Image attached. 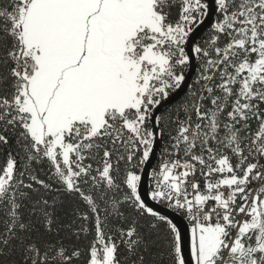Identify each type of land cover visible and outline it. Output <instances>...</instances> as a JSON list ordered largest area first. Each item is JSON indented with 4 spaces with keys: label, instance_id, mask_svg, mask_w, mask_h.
Returning a JSON list of instances; mask_svg holds the SVG:
<instances>
[{
    "label": "snow or ice",
    "instance_id": "6c2138e0",
    "mask_svg": "<svg viewBox=\"0 0 264 264\" xmlns=\"http://www.w3.org/2000/svg\"><path fill=\"white\" fill-rule=\"evenodd\" d=\"M0 156V264H264V0H0Z\"/></svg>",
    "mask_w": 264,
    "mask_h": 264
},
{
    "label": "water",
    "instance_id": "95a60500",
    "mask_svg": "<svg viewBox=\"0 0 264 264\" xmlns=\"http://www.w3.org/2000/svg\"><path fill=\"white\" fill-rule=\"evenodd\" d=\"M208 22H206L207 24ZM205 31V29H202L199 33V37L201 36V34ZM195 70H196V61H194L192 67L188 70V81H187V84L190 85L191 83V80L194 76V73H195ZM187 90V87H185V90L184 92H181L178 96L175 97V99L170 103L172 104L173 102L177 101L178 99L181 98V96L186 92ZM170 104H167L165 106V108L170 105ZM160 149H161V140L158 141V144H157V147H156V150H155V153L152 157V161H151V164H152V167L154 166L155 162H156V159H157V156L160 152ZM148 173L150 174V171H151V168H149L148 170ZM145 187L146 188H149V176H148V179H147V182L145 184ZM151 203V201H149ZM177 223L184 229L185 231V237H186V242L188 240V238L190 237V226L183 220V219H180L179 217H177ZM185 254H186V257H187V243H186V250H185Z\"/></svg>",
    "mask_w": 264,
    "mask_h": 264
},
{
    "label": "trees",
    "instance_id": "16d2710c",
    "mask_svg": "<svg viewBox=\"0 0 264 264\" xmlns=\"http://www.w3.org/2000/svg\"><path fill=\"white\" fill-rule=\"evenodd\" d=\"M204 35H205V31L201 34L200 38H203ZM197 66H198V62H196V68H197ZM195 77H196V70H195V73H194V76H193V78H192V80H191L190 85H191V84L193 83V81L195 80ZM186 93H187V90H186V92L181 96L180 99H178L177 101H175V102H173L172 104L168 105L164 110H170L171 107H172L174 104H178V103H180V102L184 99ZM181 118H183V117H181ZM172 127H174V125H173ZM167 140H168V136H167V134H166V135L164 136V138L161 140V149H160V152H163L164 148L167 146ZM2 161H3V157L0 156V162H2Z\"/></svg>",
    "mask_w": 264,
    "mask_h": 264
},
{
    "label": "built area",
    "instance_id": "2783aa9c",
    "mask_svg": "<svg viewBox=\"0 0 264 264\" xmlns=\"http://www.w3.org/2000/svg\"><path fill=\"white\" fill-rule=\"evenodd\" d=\"M162 155H163V152H159L156 162L153 167H156L160 163ZM150 174H151V171H150ZM150 174H149V187L151 186V175ZM184 221L189 225V222L187 220H184Z\"/></svg>",
    "mask_w": 264,
    "mask_h": 264
}]
</instances>
